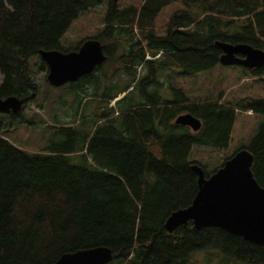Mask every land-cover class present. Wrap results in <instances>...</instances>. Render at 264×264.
I'll use <instances>...</instances> for the list:
<instances>
[{
    "label": "trees",
    "instance_id": "obj_1",
    "mask_svg": "<svg viewBox=\"0 0 264 264\" xmlns=\"http://www.w3.org/2000/svg\"><path fill=\"white\" fill-rule=\"evenodd\" d=\"M118 1L107 0L104 29L87 40L100 42L106 61L124 41L116 69L129 81L114 86L109 78L99 80L98 67L70 84L83 94L75 120L52 126L49 145L38 153L9 142L0 122V264H53L65 253L100 246L112 251L108 264H200L193 254L207 248L242 264H264V245L227 231L193 230L190 223L171 234L164 228L197 193L191 166L207 177L232 156L207 172L189 160L192 147L227 149L236 111L264 117V99L234 106L221 98L192 100L171 82L170 92L161 90L165 73L194 76L219 65L218 42L264 51V0H142L139 8L123 10ZM100 2L0 0V98L25 99L24 110L37 90L28 60L36 56L38 71L46 72L40 51L70 52L61 37ZM175 2L184 9L173 12L164 35H157L156 16ZM144 67L147 74L137 79ZM246 71L264 85V66L245 69L244 77ZM187 113L200 120L198 131L174 124ZM241 149L252 154V175L264 188V120Z\"/></svg>",
    "mask_w": 264,
    "mask_h": 264
},
{
    "label": "rangeland",
    "instance_id": "obj_2",
    "mask_svg": "<svg viewBox=\"0 0 264 264\" xmlns=\"http://www.w3.org/2000/svg\"><path fill=\"white\" fill-rule=\"evenodd\" d=\"M142 0H119L118 9L123 10L133 6L139 8ZM107 0L81 12L72 21L67 31L60 39L64 50L73 51L89 38L98 37L105 25ZM184 9L181 2H175L164 7L156 16L155 32L164 35L166 23L173 12ZM137 38V37H136ZM108 46L107 43H105ZM127 44L124 41L117 43L111 51V56L101 66L98 79L109 78L112 85L121 86L129 81V76L116 69V58L125 53ZM147 59V57H146ZM150 59V57H149ZM29 72L37 85L36 95L26 104L24 110L18 115L0 113L2 122V136L9 142L27 153H38L49 145L54 129L52 126L70 125L74 122L76 103L83 94L77 88L71 90L70 84L61 87H52L47 83L45 70L38 71L37 57L28 60ZM245 69L238 66L225 67L217 65L209 71L194 76H181L172 72L162 75L166 88L161 90L170 92L168 83L180 87L192 100L209 99L211 101L221 98V102L231 105L243 104V99H264V85L255 80L250 73L244 77ZM148 72L147 68L137 71L139 77ZM159 77V78H160ZM171 78V79H167ZM1 82V77H0ZM150 91L152 88H149ZM163 91V92H164ZM120 96L119 98H121ZM91 104L86 107L85 113L91 110ZM264 117L252 114L251 111H236V118L231 132L229 146L225 150H216L210 147H192L190 161L200 162L207 170L213 171L220 166L225 158L233 155L238 149L248 147L251 139L257 133ZM200 264H242L235 260L226 259L215 249L207 248L193 254Z\"/></svg>",
    "mask_w": 264,
    "mask_h": 264
},
{
    "label": "water",
    "instance_id": "obj_3",
    "mask_svg": "<svg viewBox=\"0 0 264 264\" xmlns=\"http://www.w3.org/2000/svg\"><path fill=\"white\" fill-rule=\"evenodd\" d=\"M222 54L219 64L256 69L264 66V51L247 44L218 42ZM40 59L48 68L46 80L52 87L72 84L92 74L107 59L97 40H87L77 51H40ZM119 99V98H118ZM25 99L0 98V113L18 115ZM175 125L196 132L201 122L191 114L176 117ZM253 156L247 149L237 151L214 173L205 176L203 169L193 164L197 175V193L191 204L167 218L164 228L171 234L180 226L191 224L193 230L218 228L255 245H264V188L252 175ZM113 254L109 248L95 247L61 255L53 264H108Z\"/></svg>",
    "mask_w": 264,
    "mask_h": 264
},
{
    "label": "flooded vegetation",
    "instance_id": "obj_4",
    "mask_svg": "<svg viewBox=\"0 0 264 264\" xmlns=\"http://www.w3.org/2000/svg\"><path fill=\"white\" fill-rule=\"evenodd\" d=\"M45 68H46V72H48V68L47 66L45 65ZM30 98H34V94H32L31 96H29ZM27 101V100H26Z\"/></svg>",
    "mask_w": 264,
    "mask_h": 264
},
{
    "label": "bare ground",
    "instance_id": "obj_5",
    "mask_svg": "<svg viewBox=\"0 0 264 264\" xmlns=\"http://www.w3.org/2000/svg\"><path fill=\"white\" fill-rule=\"evenodd\" d=\"M79 48V47H78ZM43 62V61H42ZM118 100V99H117Z\"/></svg>",
    "mask_w": 264,
    "mask_h": 264
}]
</instances>
